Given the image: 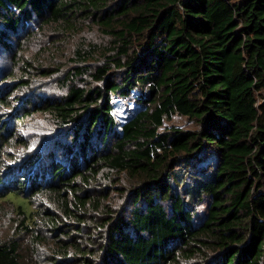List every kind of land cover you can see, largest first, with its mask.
<instances>
[{
  "label": "trees",
  "instance_id": "obj_1",
  "mask_svg": "<svg viewBox=\"0 0 264 264\" xmlns=\"http://www.w3.org/2000/svg\"><path fill=\"white\" fill-rule=\"evenodd\" d=\"M32 19L63 33L87 20L105 41L77 45L65 92L38 107L63 129L46 168L5 184L49 205L17 206L31 245L28 221L65 235L91 223L89 249L53 240L59 264H264V0H0V48ZM19 252L0 243V264H32Z\"/></svg>",
  "mask_w": 264,
  "mask_h": 264
},
{
  "label": "rangeland",
  "instance_id": "obj_2",
  "mask_svg": "<svg viewBox=\"0 0 264 264\" xmlns=\"http://www.w3.org/2000/svg\"><path fill=\"white\" fill-rule=\"evenodd\" d=\"M34 20L27 21V24L25 23L20 28L22 30L19 35L11 40V49L0 48V94L5 91V97H7V104L0 105V133L4 135L0 140V243L16 242L20 245L19 253L22 257L32 255V264H51L55 261L59 264L61 261L59 255L53 251L54 241L57 240V244L60 242L69 244L73 238H77L79 244L86 246L88 240L82 235L85 236L89 232L92 224L78 225L77 230L74 228L73 233L68 230L69 235H65L61 232L57 234L51 226L44 230L42 224H33L34 222L28 221L30 226H35L41 231V239L31 245V235L23 230L26 221H21L17 206L24 204L22 200L26 197H30L28 205L30 209L39 210V207L49 205L45 197L33 196L30 188L27 191L22 189L18 193L23 199L9 198L4 192L5 184L8 187L12 186V181H16L18 177L25 179L27 177L31 181L35 177V169L39 171L46 168L47 160L44 151L49 148L50 143L56 139L55 137L62 133L63 129L58 130L59 127L52 116L38 110V107H41L43 102L61 97L65 92L63 82L65 77L71 73L73 52L77 45L82 48L92 43L100 45L105 39L97 27L92 26L87 20L79 21L80 25L76 32L65 31L64 33L55 26L37 27V25L34 27ZM23 28L29 30L31 35H26V30L24 31ZM67 81H69L66 82L67 85L71 83L80 87L90 85L88 76ZM113 101H118L114 113L121 120L124 114V104L118 99ZM23 109L30 114L24 116ZM17 117H21L23 123L16 121ZM166 124L182 128L191 126L179 116H174ZM10 135L12 137L7 141ZM58 148L61 150V147ZM60 164L63 165V161L60 160ZM108 185L104 181H99L89 190L91 192V190H96L93 188ZM106 203L112 205L114 212L117 209L121 210L126 206V195L113 191ZM204 211V205L197 208L196 217H201ZM79 228L81 231H78ZM89 248L86 246V249Z\"/></svg>",
  "mask_w": 264,
  "mask_h": 264
}]
</instances>
